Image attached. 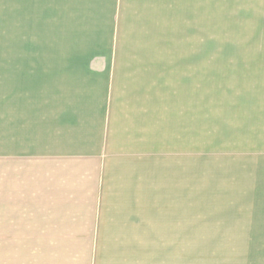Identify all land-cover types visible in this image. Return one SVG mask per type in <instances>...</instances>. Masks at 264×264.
I'll return each instance as SVG.
<instances>
[{"label":"crops","instance_id":"crops-1","mask_svg":"<svg viewBox=\"0 0 264 264\" xmlns=\"http://www.w3.org/2000/svg\"><path fill=\"white\" fill-rule=\"evenodd\" d=\"M207 1L61 0V40L80 55L61 59L58 90L12 91L0 121L5 241L41 246L0 264H264V251L146 250L193 241V94L178 85L192 69L153 52L177 51Z\"/></svg>","mask_w":264,"mask_h":264},{"label":"rangeland","instance_id":"rangeland-1","mask_svg":"<svg viewBox=\"0 0 264 264\" xmlns=\"http://www.w3.org/2000/svg\"><path fill=\"white\" fill-rule=\"evenodd\" d=\"M61 10V0H0L3 130L12 91L58 90L61 59L80 55L65 50ZM181 30L177 51L153 57L186 61L192 69L190 84L179 68L178 85L187 78L193 94V241L146 244V250L264 251V0H208L203 24L194 18L190 33ZM7 169L9 163L0 164ZM3 224L0 218V256L41 246L5 241Z\"/></svg>","mask_w":264,"mask_h":264}]
</instances>
